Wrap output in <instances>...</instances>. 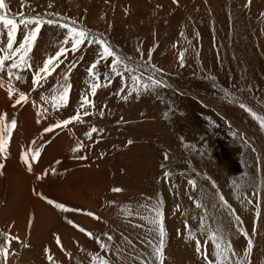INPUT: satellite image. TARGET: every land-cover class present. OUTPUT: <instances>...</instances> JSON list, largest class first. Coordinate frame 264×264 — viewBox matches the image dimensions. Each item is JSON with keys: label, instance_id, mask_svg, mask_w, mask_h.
<instances>
[{"label": "rangeland", "instance_id": "1", "mask_svg": "<svg viewBox=\"0 0 264 264\" xmlns=\"http://www.w3.org/2000/svg\"><path fill=\"white\" fill-rule=\"evenodd\" d=\"M5 4L0 11L16 17L13 50L36 28L28 17L54 23L40 25L25 57L29 67L13 69L9 76L11 63L25 55L21 51L0 70V90L7 89V101L0 104V135L11 151L6 170L14 167L19 173L15 181L6 178L4 182L0 214L9 199L7 187L15 182L21 190L12 203L27 196L42 201V187H38L53 177L58 161L50 164L48 175L38 184L33 175L47 166V158H59L61 168L63 160L74 162L54 174L61 175V184L65 180L70 188L74 185L81 201L55 196L62 207L51 220H62L59 214H65L70 222L62 223L76 224L81 240L69 238L70 243L51 234L46 245L34 247L29 242L32 237L23 230L27 228L6 218L7 223L0 222L4 234L0 235V264H93L96 255L109 264H214L210 234L230 243L236 253L230 256L232 264H264V130L240 107L244 104L264 118V9L251 14V0H5ZM81 31L102 38L115 56H101L100 44L90 43L91 37L76 36ZM0 33L3 58L9 51L3 25ZM74 39L81 40L75 50ZM40 41L43 50L38 62L31 56L41 48ZM61 48L64 52L58 56ZM50 57L49 69L55 65L54 70L41 73L46 79L40 81L42 86H34V75ZM116 57L122 63L114 72L110 66ZM93 64L96 67L89 75ZM133 74L163 80L165 86L145 90L139 80L134 86ZM107 84L111 85L105 93L96 95ZM21 95L25 99L16 103ZM77 116L65 125L72 133L55 134L63 129L55 118L65 121ZM20 120L29 132L16 129ZM31 132L38 137L27 143L24 136ZM64 134L75 137L68 138L72 149L69 146L66 151L62 150ZM35 143L40 144L39 154L47 147L40 159L30 163L37 159L36 169L26 173L17 156L32 159ZM78 170L86 173L79 187L74 182ZM72 171L76 179L70 176ZM171 183L185 185L184 191L165 192ZM32 185L37 194L29 192ZM157 185L167 206L162 255L153 249L160 245V217L152 206L139 201ZM104 188L113 190L107 205L101 199ZM117 188L120 192L114 191ZM130 191H136V198L129 196ZM18 211L12 216L19 220ZM71 214L82 221L77 223ZM249 239L252 248L245 257ZM197 241L207 260L197 253ZM100 244L107 250L102 251Z\"/></svg>", "mask_w": 264, "mask_h": 264}, {"label": "bare ground", "instance_id": "2", "mask_svg": "<svg viewBox=\"0 0 264 264\" xmlns=\"http://www.w3.org/2000/svg\"><path fill=\"white\" fill-rule=\"evenodd\" d=\"M251 1H252V6H250V9H249L251 14H254L256 12V9H259V12H260V9H264V0H251ZM41 41L44 43L45 38H43ZM41 41L38 44V47H41L42 46ZM41 49L43 50V47L38 48V50L36 51V53L33 54V56H31V57H33L38 62H39V60L42 57V55H41V53H42ZM20 69H22V68H20ZM22 85H23L22 88H24L25 87L24 85H26V84H22ZM10 89H11V91L16 92L15 89H12V88H10ZM4 91L6 93L7 92V89H4ZM17 91H19V90H17ZM5 93L0 90V104L1 105H3V99L5 101H7V99H5ZM41 94H42V92L38 93L37 95H40L41 96ZM48 95H49V89H48V92L46 93V96L47 97H48ZM115 112H116V110H115ZM46 121H50V120L48 119ZM23 123L24 122L22 120H20V122L18 123L16 129H21V130H24L26 132H29L27 125L25 123L24 124ZM50 126H52V125H50ZM35 132L27 133L24 136V141L28 143L29 140L31 139V137H38L35 134ZM68 137H69L68 134H64L63 135V141H64L63 148H62L63 151H66V149L70 146V141H69ZM70 149H72V146H70L68 148V150H70ZM57 159H59V158H57ZM57 159H54L53 161H50L51 160V157H49V160H48V158L46 159L45 165L52 164ZM72 163H74V162H65L64 160L62 161L63 167L69 166ZM6 167H7V165H6ZM62 168L57 165V167L55 168V171L56 170L60 171V170H62ZM54 172L52 173L53 174V177L52 178L44 181V183H42V185H40L38 187V188L42 187L41 189H42V192H43L42 193L43 194V196H42L43 198L40 199L42 201L35 200V202H34L30 198H28V196H27L26 198H21V199L14 200L15 202L12 203L14 195L16 194V192H18L21 189L19 188V186L17 185L16 182L14 183V185H12L10 187H7V193H6L7 195L6 196L9 199H7L5 201V203H4L5 206L2 207V213L0 214V222H2L3 220H5V222L7 223V219L6 218H9V219L12 220L13 223H18L20 225V227L27 228V229H23V230L26 233H29L30 234V238L32 237L29 242H31L34 247H41L43 245H46L45 243L48 242V240H49L47 238L48 235L52 236V235L58 234V236L60 238H64L65 240H67V242H70V241H68L69 238H72V240H74L76 242H79L81 240V238L78 236V233H77L78 230L75 227L76 224L73 223L71 226L67 227L65 223H62V222H67V221H65L66 220L65 219V217H66L65 214H59L60 217H63L62 220H59V221H56V222L54 220H51L52 215L54 213H58L59 212V209L62 207V205H61V207H57L56 206L60 202H58V198L56 199L55 196H58V197H61L62 196V197H65V198H70V199L73 198L75 200L74 201L72 199L74 202L80 200L76 196V194H75V189L73 187L74 185H72V188H70L71 184L67 185L65 183L67 181H65V180L61 184V175L59 173H55L54 174ZM78 172H76L77 173V176L76 177H78V179L74 178L73 171L70 173V176H73V178L77 180V181H74L75 182V185L77 187H79V185H80V183L78 181H81L82 176L84 177V175L86 174L82 170H78ZM0 174H1V177H0V191H1V194H2L3 190L6 188V185L4 183L5 180H6V178H10V181H15L18 178L19 173H17L15 171V168L14 167H10L8 170H6V168L4 167L0 171ZM2 176L4 177V179H2ZM27 176H28V174H27ZM89 188H92V186H90ZM93 189H94V192H95L96 187L94 186ZM29 192L32 193V194H37V193H35V191L32 188L30 189ZM1 198H4L3 195H2V197L0 196V199ZM49 201H52V203H49ZM29 202H34V203L31 205V207H30L29 210L23 211V208ZM18 209H19V211H21V214L19 215V217H20L19 220L16 219V216H12V213L13 212H17ZM79 216H81V215H79ZM13 217H15V220H14ZM71 218L76 219L77 220V223H79L80 221H82V219L80 217L72 216V214H71ZM87 219L89 220V218H87ZM28 221H30V224H28ZM92 221H91L90 226L92 225ZM69 222H67V223L69 224ZM88 226H89V224H88ZM66 227L68 228V231L67 232L64 231V228H66ZM31 229L33 231H31ZM60 229L65 234H62ZM66 236H67V238H66ZM253 253H255V252L253 251L252 254ZM250 263H252V262H250Z\"/></svg>", "mask_w": 264, "mask_h": 264}, {"label": "snow or ice", "instance_id": "3", "mask_svg": "<svg viewBox=\"0 0 264 264\" xmlns=\"http://www.w3.org/2000/svg\"><path fill=\"white\" fill-rule=\"evenodd\" d=\"M6 8V4H5V0H0V10H4ZM28 23H35L36 24V28L34 30H29L28 34H26L24 36V40L22 43H20L19 47L13 50V44H14V36L15 33L17 32V23H16V17H10L7 14L3 13L2 11H0V25H3V27L5 29H7V49L9 50L7 55L4 56L3 58H0V70H3V67L5 66V61L6 60H10L12 59V57L19 52H23L25 55H21L20 56V60L17 61H13L11 63V65L8 68V74L11 77L13 75V69H19V68H27L29 67L27 60H26V54L29 51V49L32 47V41L35 40L37 33L40 31V25L48 23V24H53L54 22L51 20H44L42 17H28ZM21 24H24L25 28L28 27V25L24 22L23 19L20 20ZM10 26V27H9ZM60 27H64V25H60ZM2 34V33H0ZM76 36L78 37H83V38H87V37H91L89 42L90 43H98L100 44V47L103 49V52L101 53V56H107V57H114L115 53L110 50V46L107 45V42L102 41V38H96L94 36H91V34L88 33H84V32H78L76 33ZM72 47L75 50L77 48V46L81 43L80 39H74L72 42ZM64 52V49L61 48L59 50V52L57 53V55L59 56L61 53ZM52 59L53 58H49L45 63L43 68L39 69L38 72L34 75L33 78V85L34 86H42L40 84V81L46 79V76H42L41 73H50V71L54 70L55 65L53 66L52 69H49V65L52 63ZM120 63H122V60L119 57H116L113 60V64L110 66L111 70L116 72L117 71V65H119ZM96 67V64H93L90 69L89 72L90 74L92 73V69ZM126 70L134 73L136 71V69H128L126 66ZM133 82H134V86L136 81H140L142 83V86L145 90H152L155 87H164V82L163 80H157L154 79L152 76H148L147 78L141 76V77H136L134 74L131 76ZM67 79V75H65V80ZM146 80H150L151 83H147L145 82ZM65 93L68 91L67 87L64 88ZM11 95V93H10ZM25 96L21 95L20 99L16 101V103H20L21 100H24ZM86 102V101H85ZM240 107L243 108L245 111H248L251 115H253L254 118H256L260 124V127L262 130H264V118H260L259 116H257L255 113L251 112V109L247 108L246 105L244 104H240ZM79 115V114H78ZM77 117L74 118H70L69 120H65L63 122H61L64 125H67L68 123L71 122L72 119H77ZM15 120H13L11 122V126L14 128L15 127ZM57 126H60L59 124ZM51 129H45V131H50ZM93 131H96V129H93ZM4 138L2 135H0V152L4 151ZM39 152L38 150L36 151L35 155H38ZM35 155L33 156V159H35ZM167 158V157H166ZM23 159V157H22ZM3 165H0V168H2ZM30 170V169H29ZM165 175L167 176L168 173H165ZM188 183L190 185L195 186V182L192 180H189ZM114 191H119L118 189H114ZM221 199H223L221 197ZM49 203H52V201H49ZM249 203H251V201H249ZM199 207V205H197ZM57 207H61L60 205H57ZM91 215V214H90ZM157 215H159V212H157ZM155 222V221H152ZM187 227V226H186ZM81 231H84L83 229H81ZM0 235H4L2 233H0ZM90 236L92 234H89ZM164 230H163V226H160L159 229V237H160V245L157 246H153L154 251L157 253V255H162V249H163V239H164ZM109 240L112 239L111 236L107 237ZM97 239V243H100L99 238ZM209 239H211L213 241V245L215 248V251L212 253L213 256L216 257L214 264H232L231 260H230V256L231 255H236V253L234 252V250L232 249L230 243H226L223 241L222 237H217L214 234H210ZM57 242L59 244V238H57ZM129 243H131L129 241ZM197 243V253L200 255H203L204 258L207 260L208 256L206 253L201 252V244L199 241L196 242ZM223 243V247L221 246ZM149 244L151 245V241H149ZM62 247V246H61ZM100 248L102 251H106L107 250V246L105 244H100ZM252 248V242L249 239L248 242V246L244 252V256L247 257L250 255V251ZM63 250V249H62ZM4 254L5 257L7 255V250H4ZM51 257H49V260L51 261ZM92 260H93V264H109L108 261H106L103 257H100L98 255L96 256H92ZM141 264H145L144 261H141ZM156 264H159V261L156 262Z\"/></svg>", "mask_w": 264, "mask_h": 264}]
</instances>
